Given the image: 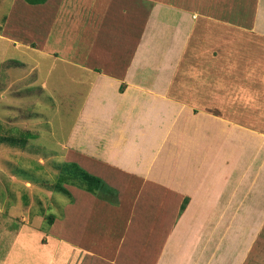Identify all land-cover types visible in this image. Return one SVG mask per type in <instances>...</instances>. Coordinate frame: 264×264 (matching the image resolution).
Wrapping results in <instances>:
<instances>
[{
  "label": "crops",
  "instance_id": "crops-1",
  "mask_svg": "<svg viewBox=\"0 0 264 264\" xmlns=\"http://www.w3.org/2000/svg\"><path fill=\"white\" fill-rule=\"evenodd\" d=\"M34 5L44 48L56 24L57 35L80 37V60L70 39L59 48L81 69L69 78L87 88L66 156L116 190L117 203L73 188L50 224L56 235H17L0 264L20 254H34L28 264L263 263L264 134L214 111L239 99L264 105V0Z\"/></svg>",
  "mask_w": 264,
  "mask_h": 264
},
{
  "label": "rangeland",
  "instance_id": "rangeland-1",
  "mask_svg": "<svg viewBox=\"0 0 264 264\" xmlns=\"http://www.w3.org/2000/svg\"><path fill=\"white\" fill-rule=\"evenodd\" d=\"M41 10L25 0H0V261L7 256L6 250L17 235L37 231L41 242L48 235H56L50 232L56 224H48L47 217L52 215L53 223L63 219L66 205L73 202V188L81 189L64 183L66 193L55 187L64 162H75L82 167L79 156H66L65 140L76 118L81 93H86L87 88L69 78L81 75V69L65 64V60L71 59L70 54L59 49L70 39L76 46L74 57L80 60V37L57 35L56 24L52 35L55 40L47 41L50 49L44 48L38 41L39 35L46 32L45 23L38 22L43 14ZM49 19L50 14L47 22ZM50 63L53 68L48 72ZM187 77L182 79L192 88L191 75ZM234 86L239 90V84ZM233 102L234 107L224 109L220 102L216 108L222 110L214 112L221 113L217 116L230 125L264 134V105L257 110L258 101ZM193 107L194 111L199 108ZM71 150L79 155V149ZM108 197L114 196L109 193ZM78 206L71 207V212ZM10 253L8 248V256ZM33 259L34 254L15 258L17 264L25 261L28 264Z\"/></svg>",
  "mask_w": 264,
  "mask_h": 264
},
{
  "label": "trees",
  "instance_id": "trees-1",
  "mask_svg": "<svg viewBox=\"0 0 264 264\" xmlns=\"http://www.w3.org/2000/svg\"><path fill=\"white\" fill-rule=\"evenodd\" d=\"M30 4H41L46 0H25ZM28 136H30L28 134ZM63 171L58 175V179L56 182V189L68 192L67 189L63 186L64 183H69L72 185H76L77 187L86 190L99 199L106 200L109 203H117L116 201V190L110 188L107 184H105L99 177L92 175L91 173L84 170L75 162H64L63 163ZM66 172V174L64 173ZM112 193V198L108 197V194ZM186 203V199L182 202L180 206V212L184 209ZM48 224L53 222V216L49 215L47 217Z\"/></svg>",
  "mask_w": 264,
  "mask_h": 264
}]
</instances>
